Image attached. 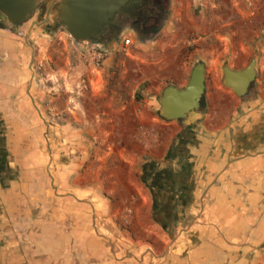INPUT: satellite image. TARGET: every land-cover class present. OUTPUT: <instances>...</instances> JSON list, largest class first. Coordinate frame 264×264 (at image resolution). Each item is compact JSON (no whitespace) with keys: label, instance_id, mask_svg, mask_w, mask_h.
<instances>
[{"label":"crops","instance_id":"0c3cea01","mask_svg":"<svg viewBox=\"0 0 264 264\" xmlns=\"http://www.w3.org/2000/svg\"><path fill=\"white\" fill-rule=\"evenodd\" d=\"M221 1L222 11L209 1L208 13L197 22L187 14L189 5L178 3L183 15L171 14L169 22L184 24L186 31L171 35L170 42L164 40L169 31L161 28L156 35L159 39L147 43L129 38L127 47L124 39L107 48L100 44L106 55L99 69L81 64L83 46L72 56L64 42L55 46L49 36L38 42V27L23 39L0 32V71H5L0 83V215L4 217L0 219V264H23L26 253L31 259L40 255L50 258L43 246L39 247L43 242L35 243L34 248V241L28 242L31 248L25 252L19 245L21 239L4 230L13 226L9 214L17 213L10 218L13 224H22L21 206L25 205L24 195L29 196V191L12 186L6 157L7 134L23 130L18 126L24 124L21 116L25 110H31V129L48 133V149L52 150L47 190L30 194L32 204H39L42 197V204L48 207L50 244L60 239L54 234L66 228L71 214L76 213L79 241L86 250L88 212L103 222L111 220V213L120 212L125 223H133L135 239L143 246L142 261L134 260L137 264H264V0ZM180 33L207 42L206 48L196 49L211 61L209 66L205 64L206 113L192 146H183L192 155L185 164L189 171L183 173V162L168 166L179 181L194 176L188 200L183 202L189 204L182 210L178 207L186 191L178 181L176 206L164 207L157 220L169 233V228H177L186 219L189 209L194 212L200 202L204 209L201 223L184 235L151 239L157 237L156 229L163 230L153 220L151 194L147 181L142 180L141 167L147 162L159 165L148 170L152 180L159 178L168 147L180 130L179 122H164L157 116V99L163 89L168 85L185 87L192 69L190 57L177 58ZM34 40L38 58L31 63L35 49L29 42ZM168 47L175 50L170 60ZM253 56L254 88L249 96H244L247 91L237 95L223 85L222 71L225 67L244 70ZM14 63L21 65V72L9 73ZM28 64L45 76L46 85L33 69L29 77L24 69ZM13 79L19 87L14 99L9 98L15 88ZM233 152L236 160L231 163ZM176 217L178 225H174Z\"/></svg>","mask_w":264,"mask_h":264},{"label":"rangeland","instance_id":"374dc122","mask_svg":"<svg viewBox=\"0 0 264 264\" xmlns=\"http://www.w3.org/2000/svg\"><path fill=\"white\" fill-rule=\"evenodd\" d=\"M171 1H177V4H171ZM209 1L215 3L219 10L222 11V1L221 0H169V12L168 16L163 23V27L165 31L168 33V37L164 38L166 42H170L172 36H174L177 32L186 31L185 25L178 23L175 25L174 21L169 22V18H171V14L176 15L177 17H181L183 13L179 11V5L188 4L189 8L187 10V14L195 19L197 22V18L201 15L206 16L207 9L209 7ZM210 8V7H209ZM115 24L114 27L108 32L107 35H103L101 37V41L99 40V44H105L104 47L107 48L111 44L119 45L123 39L130 38L133 41H137L140 43H147L151 40L159 39V37L155 36L154 38H149L146 35L137 34L133 28H131L132 21L127 16L126 12H121L120 15L114 20ZM43 23V24H39ZM11 26V25H10ZM9 27V25H7ZM33 27H38V42L44 39H47L50 36L51 42L57 46L59 43H65L68 48H70V53L72 56H76L78 52L75 50L80 49L81 46L84 45H77L74 43L70 37H68L65 31L58 25H56L53 21V16L46 14L45 16H39L37 13L33 16V18L27 22L26 24L18 27V32L22 34L20 37L23 39L24 35L28 33ZM52 27H55L52 28ZM52 28V29H51ZM120 28V33L116 34V29ZM159 33V32H158ZM115 35V36H114ZM172 35V36H171ZM199 38L193 35L188 36L180 33L178 42L180 47L178 48L177 58L181 61L191 58V62L189 63V68L191 69L193 65L197 61H203L205 64L210 65L211 61H209L207 54L203 52H196L197 47L201 50L202 48H206L207 42H200ZM15 39V38H14ZM181 39V40H180ZM16 42H19L15 39ZM195 42H198L199 45L196 46ZM36 41H31L29 44L34 47L33 55L29 58L30 62L35 61L38 58V46L35 44ZM1 44V41H0ZM2 44L3 41H2ZM176 45V44H175ZM174 48V47H173ZM168 54L167 56L170 58V55L175 50H172L171 47L167 48ZM18 58V57H17ZM21 61V57H19ZM16 62V61H14ZM29 65V64H28ZM11 68L9 73L12 74V71H19L21 72V65L13 64L10 65ZM31 78V70L34 71V67L31 69L30 65L29 68H24ZM38 75L44 82L45 76L38 72ZM15 85H13V93L11 94L10 98L14 99L15 92L19 89L16 86V81L13 79ZM46 85V83L44 82ZM29 85H26L25 90H28ZM21 90V88H20ZM36 92V90H35ZM14 101L12 100L11 103ZM205 104V102H204ZM13 111H15L13 109ZM31 110H25L24 115L21 116L22 120L18 127L23 128V130H15L8 132V161L9 167L13 170V174L16 176L14 183L12 186L20 187L24 189V192L27 193L25 190L29 191V196L24 195V206H21L24 211L20 214V223L21 225L13 224L14 220L11 218H15L17 213H14L12 216L10 214L7 216L9 218L8 222L10 225L5 228V232L10 233L14 236V239H21V245L23 247V251H27L26 248H31L28 242L34 241L33 248L37 246V242H43V245L39 244V247L43 246V249L46 250V256H50V258H43L42 255L40 256H33L34 259H31L30 254L26 253L25 259L23 260V264H137L136 262L139 260L142 261L141 258L143 257V248L139 242L135 239L134 228H132L133 223H125L122 218L120 212L118 213H111V220L103 222L102 219L96 214L88 212L89 221L86 232L88 234V244L87 249L85 250L83 244L79 241L80 237V224L79 218L76 216V213L71 214V218L67 223L66 228H61L58 230L54 236L60 237V239H54L55 243H49L53 237H50L52 233H49L47 225H48V207L42 204V197L39 204H32L31 192L36 194L38 189H45L47 190V170L49 167V160L52 159L51 152H49L47 139L48 133L46 131H35L31 129L30 120L31 116L28 115ZM20 122V121H19ZM27 123V125H26ZM195 134V132H194ZM232 141L233 143L237 140V134L233 135ZM62 149H59V151ZM225 154L224 151L221 152V156ZM231 154V163L236 160L234 159V152ZM237 154V153H236ZM61 157H63L64 152H61ZM192 173V172H191ZM17 174V175H16ZM38 175L40 176L38 180ZM193 175V174H191ZM189 177V175H188ZM186 177V178H188ZM194 176L188 178L191 181V186L193 187L194 184ZM11 188V187H10ZM9 188V189H10ZM46 192V191H45ZM31 198V199H30ZM46 198V197H45ZM173 206H176V200L172 197ZM43 203H47L46 201ZM184 204V203H183ZM189 203L181 206L179 203V208L182 210L187 207ZM179 209V210H180ZM203 205L201 202L199 206H195V211L192 212V209H189L186 212V219L181 221L180 225H178V218L176 224L178 225L177 228L169 229L168 232L172 235L170 236L167 231H157L156 236H150L151 239H176L179 236L185 234L187 230L190 229L194 224L198 225L201 223L202 214H203ZM57 215V214H56ZM55 215V216H56ZM11 217V218H10ZM3 215H0V219H3ZM180 218V217H179ZM60 219V217H59ZM85 232V228L82 229ZM153 231V229H152ZM37 237L39 235L40 240L33 238L31 236ZM29 245V247H28ZM32 248V249H33ZM49 250V251H48ZM29 251V250H28ZM57 251V252H56ZM60 252V253H58ZM28 254V255H27ZM32 255V254H31ZM33 260V261H32ZM136 262H135V261ZM154 264V263H153Z\"/></svg>","mask_w":264,"mask_h":264},{"label":"water","instance_id":"95a60500","mask_svg":"<svg viewBox=\"0 0 264 264\" xmlns=\"http://www.w3.org/2000/svg\"><path fill=\"white\" fill-rule=\"evenodd\" d=\"M138 0H0V15L13 27H20L29 22L37 13L40 17L46 14L53 16V21L60 26L77 45H91L103 48L99 39L107 32L109 25L120 15L121 11ZM223 85L230 87L237 95L244 94L255 73V57L241 71H232L225 67L222 71ZM239 79V85L231 82ZM242 82V84H241ZM205 63L197 61L189 74L187 84L182 89L166 86L157 99L159 108L157 116L164 122H179L180 130L171 141L164 157L163 170L158 177L151 179L148 170L159 165L145 163L142 169V180L146 182L152 199L153 220L166 232L164 224L158 219L167 199L177 193L178 176L169 169V165L183 162L187 173L186 162L191 159L187 147L192 146L194 132L205 117V110L200 111V102L204 95ZM182 148V149H181ZM183 217V215H182ZM184 218V217H183ZM156 219V220H155Z\"/></svg>","mask_w":264,"mask_h":264},{"label":"flooded vegetation","instance_id":"af4514ba","mask_svg":"<svg viewBox=\"0 0 264 264\" xmlns=\"http://www.w3.org/2000/svg\"><path fill=\"white\" fill-rule=\"evenodd\" d=\"M144 0H138V2L137 3H135V4H133V5H130V6H128L127 8H131V7H134V6H136L137 4H140V3H142ZM144 3H148L147 5H145V10L147 9V10H149V9H152V10H154L155 12H156V16L153 14H151L150 15V17L152 16L153 17V20H151L150 22H148L149 23V27L150 28H152V29H156L159 25H160V21H161V19L166 15V18H167V16H168V12H169V0H168V3H167V5H164V6H162V7H160V5H157V4H155L154 2H149V1H145ZM148 15V14H147ZM3 17V16H2ZM166 20V19H165ZM165 22V21H164ZM163 22V23H164ZM0 23H2L4 26H5V29H0V32L1 33H8L9 35H11V36H16V37H18V38H20L21 36H22V34L20 33V32H18V27H13V26H10V24H8V22L6 21V19L3 17V18H0ZM147 23V24H148ZM39 24H43V23H39ZM7 25H9V27H7ZM163 27V24H162V26H161V28ZM52 28H54L55 29V27H52ZM51 28V29H52ZM160 28V29H161ZM50 37V36H49ZM100 41H101V38L99 39ZM249 61L250 60H248V63H249ZM247 63V64H248ZM9 69V68H8ZM34 71H35V74L36 75H38V68L36 67V66H34ZM4 72L5 71H0V83H2V82H4V80H3V78H1L2 77V75L4 74ZM7 73V72H6ZM204 86H205V83H204ZM254 88V81H252L250 84H249V86H248V89H247V92L245 93V95L244 96H249V94H250V92H251V90ZM10 98V97H9ZM203 110H205V104H204V96L202 97V99H201V102H200V111H203ZM7 159H8V153H7ZM9 162V161H8ZM10 169V167L8 168V170ZM10 172L12 173V178H9L10 180H12L13 182H14V180L16 179L15 177V173L13 174V170L12 169H10ZM17 175V174H16ZM179 183L181 184V185H183V186H185L186 187V191L184 190V199H183V201H178V203L181 205V206H184L185 204H183V202L185 201V200H188V196H187V192H190V190H188V187L189 188H192V184H191V181H189L188 180V178H186V180H184V181H179ZM177 188V187H176ZM170 196H171V194H169ZM172 197H174L175 198V200H176V197L175 196H172ZM176 205V204H175ZM180 205H178V207L180 206ZM174 208V207H173ZM170 229V228H169ZM175 228H173V230H174ZM168 230V229H167Z\"/></svg>","mask_w":264,"mask_h":264},{"label":"trees","instance_id":"16d2710c","mask_svg":"<svg viewBox=\"0 0 264 264\" xmlns=\"http://www.w3.org/2000/svg\"><path fill=\"white\" fill-rule=\"evenodd\" d=\"M145 1L154 2L155 4L160 5V7L167 5V3H168V0H144L142 3L137 4L134 7L124 8L121 12H126L127 16L132 21L131 28H133V30L137 34L146 35L149 38H154L158 34L163 22L165 21L166 15L161 19V21H160L161 23L156 29L150 28L148 22L153 20V17L152 16L150 17V15L152 13L155 15L156 12L152 9H149V10L146 9L145 10L144 9L145 5L148 4V3H144ZM0 18H3V17L0 15ZM114 24H115V21H113L109 25L108 30H107L105 35H107L108 32L114 27ZM0 29H5V26L2 23H0ZM118 33H120V28L116 29V34H118Z\"/></svg>","mask_w":264,"mask_h":264},{"label":"built area","instance_id":"2783aa9c","mask_svg":"<svg viewBox=\"0 0 264 264\" xmlns=\"http://www.w3.org/2000/svg\"><path fill=\"white\" fill-rule=\"evenodd\" d=\"M131 45L129 38L123 40V46ZM105 51L98 46L84 45L79 53L81 64L85 67L99 69L105 59Z\"/></svg>","mask_w":264,"mask_h":264},{"label":"bare ground","instance_id":"6f19581e","mask_svg":"<svg viewBox=\"0 0 264 264\" xmlns=\"http://www.w3.org/2000/svg\"><path fill=\"white\" fill-rule=\"evenodd\" d=\"M239 79H235V80H233L232 82H231V84H233V85H239L240 84V81H238ZM241 84H242V82H241ZM250 84V83H249ZM249 86V85H248ZM247 89H248V87H247ZM247 89L245 90V91H247ZM189 192H187V194H188ZM169 196V198L167 199V202H166V204L167 205H164V207L165 208H173L174 206H173V200H172V197H170V195H168ZM175 220V222H174V225H175V223H176V221H177V217H176V219H174Z\"/></svg>","mask_w":264,"mask_h":264}]
</instances>
